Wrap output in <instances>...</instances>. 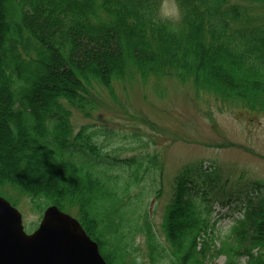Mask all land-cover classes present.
Wrapping results in <instances>:
<instances>
[{
  "label": "trees",
  "instance_id": "1",
  "mask_svg": "<svg viewBox=\"0 0 264 264\" xmlns=\"http://www.w3.org/2000/svg\"><path fill=\"white\" fill-rule=\"evenodd\" d=\"M246 1L175 0L178 18L171 20L161 15V0H0V195L5 198L8 189L38 212L54 205L75 213L103 249L101 225L108 230L107 217L121 216L108 211L105 200H115L113 208L120 198L95 168L133 167L136 180L144 162L103 154L90 125L74 132L71 109L88 118L100 90L112 96L114 84L173 78L264 112V0ZM218 60L235 64L251 86H225L226 75L208 67ZM19 143L23 153L15 160L6 145ZM40 162L61 180L57 171H68V183L53 191L38 184ZM31 165L34 175L24 177ZM241 179L229 181L218 166L201 162L181 168L160 224L171 264H209L218 255L225 264L242 258L264 264V182ZM215 202L238 213L219 244L209 218ZM179 206L184 215L178 227ZM142 218L154 261L165 250L145 213ZM122 248L121 259L129 254ZM104 259L114 260L111 253Z\"/></svg>",
  "mask_w": 264,
  "mask_h": 264
},
{
  "label": "rangeland",
  "instance_id": "2",
  "mask_svg": "<svg viewBox=\"0 0 264 264\" xmlns=\"http://www.w3.org/2000/svg\"><path fill=\"white\" fill-rule=\"evenodd\" d=\"M235 2L246 4L249 1ZM261 12L264 14V7ZM160 13L164 18L177 19L175 0H161ZM230 65L232 63L227 60H218L212 61L208 67L218 72L229 70ZM229 71L233 78H242L236 65ZM100 94L88 118L71 109L70 121L74 132L90 125L89 129L95 132L103 154L122 159L135 156L136 161L142 159L144 162L136 180L133 167L127 169L99 164L95 168L100 178L110 179L108 185L115 187L120 196V201L113 208L115 200H105L108 211L121 215L116 218L111 213L107 217L110 227L104 234L105 246L100 249L103 257L111 253L112 264H171L167 256L170 245L165 241L160 224L171 200L173 179L184 166L201 162L204 166H218L223 177L232 182L239 178H242V183L251 180L264 182V112L248 109L240 102L228 104L211 93L197 91L191 83L181 84L173 78L125 81L114 84L112 96L105 89L100 90ZM6 149L15 160L23 153L20 146L7 144ZM150 159L155 161V166L149 163ZM31 168L32 165L24 172V177L31 178L34 173L43 171L49 177L45 186L49 191L68 183L66 178L58 179L53 169L42 162L34 173ZM130 176L132 179L128 178ZM127 182L130 184L126 188ZM4 192L7 194L5 199L20 212L25 233H31L42 212L29 205L27 198L16 197L8 189ZM203 203H198L199 210L205 208ZM144 213L165 250L154 261L149 257L146 235L141 228ZM237 217L238 213L230 211L226 205L212 204L209 218L215 225L217 244ZM181 220V216L175 220L178 227ZM137 227L141 231H136ZM121 246L129 252L122 259ZM119 260L122 261L119 263ZM208 263L225 264L226 257L218 255ZM244 263L245 258H242L240 264Z\"/></svg>",
  "mask_w": 264,
  "mask_h": 264
},
{
  "label": "water",
  "instance_id": "3",
  "mask_svg": "<svg viewBox=\"0 0 264 264\" xmlns=\"http://www.w3.org/2000/svg\"><path fill=\"white\" fill-rule=\"evenodd\" d=\"M0 264H107L80 223L51 205L26 234L21 214L0 196Z\"/></svg>",
  "mask_w": 264,
  "mask_h": 264
},
{
  "label": "bare ground",
  "instance_id": "4",
  "mask_svg": "<svg viewBox=\"0 0 264 264\" xmlns=\"http://www.w3.org/2000/svg\"><path fill=\"white\" fill-rule=\"evenodd\" d=\"M235 65H233L232 64V66L230 65L228 68H229V70L230 69H232L233 67H234ZM228 69H226V70H220V72L222 73V74H224V75H226V80H225V82H224V85L225 86H228V87H230V86H234V85H237V86H239V87H242V88H245V87H249V86H251V83L250 82H247L245 79H243V78H233L231 75H230V71H229ZM21 145V143H19L18 144V146H20ZM56 175L57 176H59V177H63V178H68V177H70V173L68 172V171H64V170H59V171H57V173H56ZM36 179H37V182H38V184H40V185H44V184H46V181L47 180H49V177H48V175L46 174V173H44L43 171H42V173L41 174H36ZM40 185H37V186H40ZM119 198H120V196H118ZM146 214V213H145ZM175 215H178L179 217L181 216V215H184V212L182 211V209H181V206H179V208L178 207H176L175 208ZM143 216V215H142ZM142 216H141V220H142V224H143V218H142ZM93 221H94V219H93ZM147 221H148V219H147ZM105 223L107 224V220H105ZM104 223V225H106ZM148 225H150L149 224V221H148V223H147ZM144 224L143 225H141V228L143 229V230H145V228H144ZM107 227V226H106ZM101 228H102V231H101V237H100V240L101 241H104L105 242V240H104V234L107 232V229L105 228V226H103V225H101ZM138 228V227H137ZM137 228H135L136 229V231H141V229L139 228V229H137ZM150 228H151V226H150ZM152 230V229H151ZM145 233V232H144ZM126 238L129 240V238L127 237V235H126ZM96 243L98 244L99 242H97L96 241ZM98 246H99V244H98Z\"/></svg>",
  "mask_w": 264,
  "mask_h": 264
}]
</instances>
